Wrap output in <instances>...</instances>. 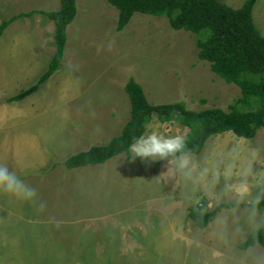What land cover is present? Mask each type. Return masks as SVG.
Here are the masks:
<instances>
[{"label": "rangeland", "instance_id": "374dc122", "mask_svg": "<svg viewBox=\"0 0 264 264\" xmlns=\"http://www.w3.org/2000/svg\"><path fill=\"white\" fill-rule=\"evenodd\" d=\"M220 1L232 9H239L244 2ZM257 3L252 18L264 37V0ZM59 5V0H0V23L29 12H55ZM76 6V17L66 30L60 68L48 82L73 78L59 81L62 90L58 92L61 100L57 101L56 113L71 112L73 127L88 135L89 145H104L119 135L129 117V100L123 89L129 79L142 87L152 105L182 102L194 112H228L240 98L236 86L225 84L211 72L208 63L198 59L193 34L173 31L164 18L138 13L117 31L118 12L105 0H77ZM27 18L17 19L2 33L0 41V73L4 68L18 78L10 86L9 79L2 81L0 75V87L16 89L15 94L33 85L47 67L33 80L24 79L25 68L19 69L6 54L34 51L29 46H36L38 35L53 38L48 26L35 21L36 16L24 21ZM40 19L52 26L46 17L40 15ZM51 53H41L40 71L45 56ZM72 86L71 91L64 90ZM7 99L0 100V112L7 113L0 116V132L20 114ZM44 104L40 103L38 109ZM153 123L160 125L164 135L185 138L188 134L175 121L162 124L156 116L145 131ZM98 127L108 135L93 138ZM188 157L187 176L165 173L170 166L166 160L145 164L136 157L129 162L124 154L98 165L100 179H106L103 184L110 176L115 180L95 194L104 213L118 215L110 224L105 222L107 218L91 225L80 224L82 220L71 224L63 212L54 219L50 212L56 207L49 203L44 186H35L36 197L31 204H18L27 217H16L10 213L15 207L9 211L0 202V264H264V248H239L263 223L260 213L251 206L264 200V127L251 140L231 133L211 137L199 155ZM59 168L57 165L39 172L40 185L48 173ZM86 182L91 187L90 178ZM91 196L87 189L86 198ZM201 199L207 201L209 209L229 204L233 207L220 211L204 230H198L187 215Z\"/></svg>", "mask_w": 264, "mask_h": 264}, {"label": "trees", "instance_id": "16d2710c", "mask_svg": "<svg viewBox=\"0 0 264 264\" xmlns=\"http://www.w3.org/2000/svg\"><path fill=\"white\" fill-rule=\"evenodd\" d=\"M117 12L116 30L127 26L135 14L164 18L173 31H185L195 36L197 57L209 64L211 72L227 85L240 91V98L229 106V111L208 109L194 112L184 103L152 105L142 87L133 79L124 86L130 110L129 120L119 135L107 144L93 146L62 162L66 170L101 165L119 155H128L133 138L144 133L146 125L156 116L159 123L175 121L188 130L185 137L187 155L197 156L211 137L231 133L236 138L251 140L264 127V37L255 27L252 11L258 0H244L239 9H232L220 0H105ZM77 0H59L55 12H38L54 25L55 52L45 72L26 90L7 99L20 102L46 85L60 68L63 59L67 27L76 17ZM35 12L20 14L0 23V36L16 19ZM58 165V164H57ZM57 165H53L54 169ZM232 205L208 208L205 199L187 215L195 228L204 230L215 216ZM263 218L260 228L252 231L239 245L245 251L255 246L264 248V200L251 206Z\"/></svg>", "mask_w": 264, "mask_h": 264}, {"label": "crops", "instance_id": "0c3cea01", "mask_svg": "<svg viewBox=\"0 0 264 264\" xmlns=\"http://www.w3.org/2000/svg\"><path fill=\"white\" fill-rule=\"evenodd\" d=\"M256 4L258 6V3ZM40 15L42 14L36 12L33 15L29 16V18L24 19V21L27 22L28 19L36 16L37 19H35V21L37 23H39L43 27L48 26L49 33L51 31L53 32L52 40L48 36L45 37V35H38L35 41L36 46H29V49L34 51L29 52L26 50H22L16 55H7L9 54L7 53L5 56L12 57V59L15 60L14 65L18 66L19 69L25 68V74H27V76L24 77V79L33 80L38 74L41 75L44 72L42 70L46 69L50 59L55 52L54 25L52 23L51 26V24H47L48 22H44L43 20H41ZM15 21L12 22L6 29H9L13 25V23H15ZM261 35L263 34L261 33ZM3 38L4 36L2 35L0 37V41H2ZM18 51L19 48L15 52L13 50L12 53H16ZM46 52L52 53L49 57L45 56V62L42 65L43 69H41L40 71L39 59L41 53L46 54ZM26 54L28 55V57H26ZM1 69L2 72L0 73V75L2 81L9 79L10 86L14 85L13 83H15L18 78L10 76L9 70L7 72L4 71V68ZM55 79L57 81L53 82V78L51 82L49 81L45 86H43V89L41 87L36 93L30 95L26 99L20 102L9 103L15 105L16 108L12 105L11 107H14L15 110H19L20 114L18 115L19 118L12 117L10 120L11 124L8 126V128L5 130H1L0 132V164L6 165L9 170L14 171L26 184L30 185L32 188H35V186L47 187V193H49V203H54L56 207L55 211L50 212L51 216L54 219H58V212H63V214L71 220V224H74L72 222L82 220L81 222H79L80 224L91 225L93 222L100 223L105 218L108 219L105 221L106 223H113L116 221V219H118V215L116 213L112 215H107L106 213H104V210H102V205L97 204L98 199H95V194L99 190L100 192H102V188L105 185L109 188V183H111L112 181L110 179V176L107 178V183L103 184L106 179H100L101 171L98 170V165L87 166L73 170H66L63 166L60 165L62 168H59L52 173H48V176L44 177V180L41 181L40 185L39 172H46L49 170V168H51V166H53V164H61L67 158L78 153L85 152L93 146L103 145L88 144V135L86 133L77 132L73 127V118L71 112L62 114L56 113L57 101L60 102L61 100V95L58 92L62 90L59 81L61 79L72 80L73 78L69 76ZM11 81H13V83H11ZM5 87L6 86L0 87V100L4 97L7 99L18 94H15L16 89ZM72 88L74 87L72 86L70 89L69 87H66L64 90L71 91ZM39 98H41L40 101L38 100ZM40 103L45 104L38 109ZM4 106L6 107V105ZM4 112V110H1V117L4 114H7ZM14 112L15 111H13L12 113ZM105 135L108 134L99 130L98 127L97 133L93 138H101ZM112 138L113 137L109 138L108 142ZM62 169H65L66 172ZM89 178L91 180V187H88L86 182ZM118 178L119 175L117 179ZM114 181L115 180H113L112 183ZM87 189H89L92 194V196L88 199L86 198ZM143 196L141 195L140 199H143ZM0 202L6 204L7 208L9 207V211L10 208L12 209V207H15V210L10 211V213L14 212L13 214L16 217H27V215L21 212L20 206L31 204L32 200L24 201L14 198L3 191H0ZM13 204H15V206ZM18 204H20V206ZM25 208L26 206L22 207L23 210ZM25 212L27 213V211ZM122 236H124L123 233Z\"/></svg>", "mask_w": 264, "mask_h": 264}, {"label": "clouds", "instance_id": "9594fccd", "mask_svg": "<svg viewBox=\"0 0 264 264\" xmlns=\"http://www.w3.org/2000/svg\"><path fill=\"white\" fill-rule=\"evenodd\" d=\"M149 130L133 138L128 145L129 162L139 157L141 162L148 164L157 160H166L170 165L165 173L173 175L190 174V161L186 152L185 138L182 135H164L158 123L148 126ZM171 177V176H167ZM0 191L24 201L36 197V191L26 184L14 171L0 164Z\"/></svg>", "mask_w": 264, "mask_h": 264}]
</instances>
